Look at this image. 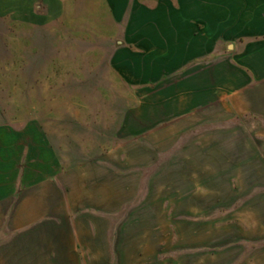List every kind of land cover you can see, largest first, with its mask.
<instances>
[{
	"label": "crops",
	"instance_id": "1",
	"mask_svg": "<svg viewBox=\"0 0 264 264\" xmlns=\"http://www.w3.org/2000/svg\"><path fill=\"white\" fill-rule=\"evenodd\" d=\"M0 16L19 24L105 25L94 38L109 46L108 69L140 97L126 134L151 137L172 123L174 150L189 152L190 214L222 233L211 247H222L228 264H264V0H0ZM184 135L189 144H178ZM130 159L128 178L134 167L149 166ZM46 160L44 172L37 165L23 175L11 165L0 172V217L12 208L8 230L16 232L0 244V264L111 263L130 228L101 223L103 214L117 213L118 160L91 177L93 190L80 187L90 181L84 176L78 192L67 186L66 197L55 192L50 153ZM75 199L91 209L93 223H70ZM49 217L54 222L41 221Z\"/></svg>",
	"mask_w": 264,
	"mask_h": 264
},
{
	"label": "rangeland",
	"instance_id": "2",
	"mask_svg": "<svg viewBox=\"0 0 264 264\" xmlns=\"http://www.w3.org/2000/svg\"><path fill=\"white\" fill-rule=\"evenodd\" d=\"M104 26L19 24L0 16V172L23 175L36 165L44 172L50 153L55 192L65 195L67 186L69 192L93 190L91 177L116 158L118 209L103 214L101 223L130 228H123L128 230L121 232L119 255L109 264H228L223 248L211 247L221 243L222 233L208 231L205 217L190 214L196 200L191 198L189 152L174 150L173 124L151 137L126 134V117L139 112L140 97L108 69L109 46L94 38ZM190 138L184 135L177 143L189 144ZM165 147L170 149L161 151ZM131 156L135 165L144 161L149 166L134 167L128 178L125 162ZM84 176L90 181L79 187L78 178L84 181ZM70 203L71 224L93 223L91 209L81 200ZM197 203L205 208L208 201L199 195ZM11 210L0 217V244L16 234L8 230ZM196 239L198 247H191Z\"/></svg>",
	"mask_w": 264,
	"mask_h": 264
}]
</instances>
